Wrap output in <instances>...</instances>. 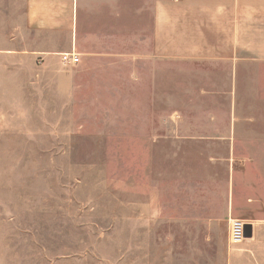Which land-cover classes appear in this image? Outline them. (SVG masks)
<instances>
[{
    "label": "rangeland",
    "instance_id": "374dc122",
    "mask_svg": "<svg viewBox=\"0 0 264 264\" xmlns=\"http://www.w3.org/2000/svg\"><path fill=\"white\" fill-rule=\"evenodd\" d=\"M135 7L114 56H2L0 264H264V202L234 191L264 141L234 139L216 62L140 56ZM230 218L255 227L231 248Z\"/></svg>",
    "mask_w": 264,
    "mask_h": 264
},
{
    "label": "crops",
    "instance_id": "0c3cea01",
    "mask_svg": "<svg viewBox=\"0 0 264 264\" xmlns=\"http://www.w3.org/2000/svg\"><path fill=\"white\" fill-rule=\"evenodd\" d=\"M133 3L137 37L146 48L140 56H170L193 63L194 70L200 62H216L219 91L233 112L234 139L264 141V0H24L11 7L4 32L0 0V71L3 55L60 56L74 66L61 56H114L115 30H122V45L129 43ZM254 151L264 156V148ZM242 186L256 194L251 208L264 202L261 167L235 178V202Z\"/></svg>",
    "mask_w": 264,
    "mask_h": 264
},
{
    "label": "built area",
    "instance_id": "2783aa9c",
    "mask_svg": "<svg viewBox=\"0 0 264 264\" xmlns=\"http://www.w3.org/2000/svg\"><path fill=\"white\" fill-rule=\"evenodd\" d=\"M62 61L68 63H79L80 58L77 54H63ZM246 225L243 221L231 219L229 221V244L232 247L241 245L246 239Z\"/></svg>",
    "mask_w": 264,
    "mask_h": 264
},
{
    "label": "water",
    "instance_id": "95a60500",
    "mask_svg": "<svg viewBox=\"0 0 264 264\" xmlns=\"http://www.w3.org/2000/svg\"><path fill=\"white\" fill-rule=\"evenodd\" d=\"M247 230L251 231V227L249 225L246 226V236L248 235L247 234ZM250 236H251V232H250ZM249 237V236H248Z\"/></svg>",
    "mask_w": 264,
    "mask_h": 264
}]
</instances>
